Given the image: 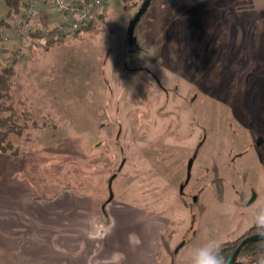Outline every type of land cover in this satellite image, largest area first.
Wrapping results in <instances>:
<instances>
[{
  "label": "rangeland",
  "instance_id": "374dc122",
  "mask_svg": "<svg viewBox=\"0 0 264 264\" xmlns=\"http://www.w3.org/2000/svg\"><path fill=\"white\" fill-rule=\"evenodd\" d=\"M104 1L89 30L62 35L44 2L29 15L0 0L22 130L0 153L62 175L67 194L103 191L105 205L112 190L104 226L125 209V240L157 234L154 264H189L194 246L240 239L264 208V0H153L132 44L144 0ZM10 248L0 236V264L34 263Z\"/></svg>",
  "mask_w": 264,
  "mask_h": 264
},
{
  "label": "crops",
  "instance_id": "0c3cea01",
  "mask_svg": "<svg viewBox=\"0 0 264 264\" xmlns=\"http://www.w3.org/2000/svg\"><path fill=\"white\" fill-rule=\"evenodd\" d=\"M16 160L21 159L0 153V236L2 242L12 244L7 251L22 253L20 259L33 264L57 260L63 264H104L113 251L126 254L124 264L155 263L156 255L152 253L157 234L156 239L141 235V244L133 248L124 239L125 227L117 229V216L125 209H112L111 223L103 225L100 210L103 212L113 200L109 198L104 205L103 191L96 198L86 195L83 187L64 193L62 175L48 173L50 178H42L31 165L16 170ZM41 197H45L39 201L43 204L36 201ZM101 230L102 236L96 237Z\"/></svg>",
  "mask_w": 264,
  "mask_h": 264
},
{
  "label": "trees",
  "instance_id": "16d2710c",
  "mask_svg": "<svg viewBox=\"0 0 264 264\" xmlns=\"http://www.w3.org/2000/svg\"><path fill=\"white\" fill-rule=\"evenodd\" d=\"M126 3L128 0H121ZM26 0H5L7 7L12 10H15L16 13L26 7ZM10 12L8 14H10ZM93 23L88 25L83 30H89L92 27ZM80 32V31H79ZM75 33L74 35L78 34ZM64 36H59V38H63ZM15 67H0V152H7L11 150L12 144L9 141V137L11 135L20 136L22 134L21 127L17 125L16 119H18V113L14 109L12 103V89L14 87V77H15ZM7 102H9L7 104ZM5 113H8V116H4ZM257 235L256 229L254 227L250 228L245 236L241 237L233 241L232 243H228L223 245V249H225V257L230 260L232 253L239 246V244L245 239L247 236ZM261 241L254 242L246 246L242 252L240 253L235 264H255V260L257 254L261 251Z\"/></svg>",
  "mask_w": 264,
  "mask_h": 264
},
{
  "label": "built area",
  "instance_id": "2783aa9c",
  "mask_svg": "<svg viewBox=\"0 0 264 264\" xmlns=\"http://www.w3.org/2000/svg\"><path fill=\"white\" fill-rule=\"evenodd\" d=\"M25 13L33 15L42 1L60 16L56 24L57 33L71 35L92 24L105 7L104 0H26ZM41 6V5H40Z\"/></svg>",
  "mask_w": 264,
  "mask_h": 264
},
{
  "label": "clouds",
  "instance_id": "9594fccd",
  "mask_svg": "<svg viewBox=\"0 0 264 264\" xmlns=\"http://www.w3.org/2000/svg\"><path fill=\"white\" fill-rule=\"evenodd\" d=\"M252 226L256 234L262 238L261 249L264 250V208L254 214ZM129 245L133 248L141 244L140 237L136 233L128 236ZM126 254L121 251H113L104 264H124ZM189 264H230L226 259L222 243L214 237L207 238L202 244L194 246L189 253ZM255 264H264V251L257 254Z\"/></svg>",
  "mask_w": 264,
  "mask_h": 264
},
{
  "label": "water",
  "instance_id": "95a60500",
  "mask_svg": "<svg viewBox=\"0 0 264 264\" xmlns=\"http://www.w3.org/2000/svg\"><path fill=\"white\" fill-rule=\"evenodd\" d=\"M153 0H144L140 10L138 11V13L135 15V17L133 18V20H131V23H130V26H129V29H128V36H129V39H130V43L132 44L134 42V31H135V28L137 26V24L139 23V21L143 18V16L145 15L146 11L149 9L151 3H152ZM191 164V163H190ZM191 166V165H190ZM111 188V187H110ZM114 197V194L112 193V190H111V197L110 199H113ZM254 197L253 199L251 200V203L254 201ZM262 238L258 235H252V236H248L246 237L240 244L239 246L235 249L234 253L232 254L229 262L230 264H235L240 253L242 252V250L248 246L249 244H252L254 242H258V241H261ZM225 252V250H223Z\"/></svg>",
  "mask_w": 264,
  "mask_h": 264
},
{
  "label": "flooded vegetation",
  "instance_id": "af4514ba",
  "mask_svg": "<svg viewBox=\"0 0 264 264\" xmlns=\"http://www.w3.org/2000/svg\"><path fill=\"white\" fill-rule=\"evenodd\" d=\"M247 231H248V230H247ZM247 231H246V232H247ZM246 232H245V233H246ZM245 233H244V234H245ZM244 234H243V235H244ZM251 236H252V235H251ZM247 237H248V236H247ZM245 238H246V237H245ZM223 250H225V249H223ZM233 253H234V252H233ZM233 253H232V254H233ZM231 256H232V255H231ZM230 258H231V257H230Z\"/></svg>",
  "mask_w": 264,
  "mask_h": 264
}]
</instances>
